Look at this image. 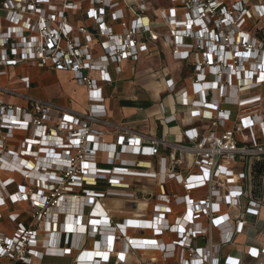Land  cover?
Listing matches in <instances>:
<instances>
[{
	"label": "built area",
	"instance_id": "2783aa9c",
	"mask_svg": "<svg viewBox=\"0 0 264 264\" xmlns=\"http://www.w3.org/2000/svg\"><path fill=\"white\" fill-rule=\"evenodd\" d=\"M165 1L0 0V81L18 66L66 72L84 86L87 105L76 111L34 97L28 77L21 89L0 83V264H42L49 252L108 264L117 241V264L129 251L159 254L141 264H221L220 249L258 215L247 162L264 157V26L255 29L264 0ZM78 11L91 26L72 25ZM154 17L165 33L153 29ZM158 38L192 69L189 91L176 93L180 105L209 127L176 143L119 126L106 142L109 69L136 62ZM165 85L174 92L172 80ZM126 179L156 181L149 218L108 216L145 205L125 191ZM131 229L150 236H126ZM251 254L264 257V248Z\"/></svg>",
	"mask_w": 264,
	"mask_h": 264
},
{
	"label": "crops",
	"instance_id": "0c3cea01",
	"mask_svg": "<svg viewBox=\"0 0 264 264\" xmlns=\"http://www.w3.org/2000/svg\"><path fill=\"white\" fill-rule=\"evenodd\" d=\"M123 5H125L124 1ZM79 6L84 7L85 5L80 3ZM166 6L165 3L163 7ZM71 23L72 25H83L86 27L92 25L91 21L86 19L81 11L72 14ZM152 27L159 34L166 32L165 26L157 17L153 18ZM113 30L116 32L120 31L117 25H113ZM166 57L169 63L166 62ZM155 59L157 61L153 63ZM31 70L37 73L44 72L50 74L53 72L68 75L71 82L83 93L84 105L73 107L74 101L70 98H68V101L65 100L64 103H56L68 106L76 111H85L87 109L84 86L76 83L71 75L66 72L18 66L10 68L8 70V77L2 79L0 83L7 87L21 89L22 85L19 83V79L21 77H28L31 83L28 90L29 94L40 98L35 93L38 87H34L38 81L36 78L30 76ZM109 73L113 80L112 84L110 86L105 85L102 90L103 105L106 111L105 122L109 126L100 127L107 131L104 137L106 142L112 140L111 131L113 127L119 126L156 137H164L167 141L176 143H185L187 141V136L194 133L192 131L186 134L185 132L188 130L196 129V131L202 132L209 127L207 122L191 118L189 108L180 105V98L176 93L181 90L189 91L192 69L186 63L174 60L171 56L170 47L163 43L161 38L150 43L148 45V52L142 54L136 62L124 61L121 63L118 72L115 70V67H110ZM169 79L174 84V92H170L165 85V81ZM228 109L234 111L233 107H229ZM167 118H171V121L166 122L165 119ZM229 126V123H227L219 126L216 130L221 132L223 129H228ZM22 136V134L16 133L15 137L8 141V147L16 149ZM247 167L250 198L257 201L260 204V208L257 216L246 217V226L242 233L235 235L232 243L220 249L219 257L221 264H260L264 260L263 256L255 259L251 254L252 250L260 251L264 248V157L249 159ZM126 181L130 185L132 184V187L130 190L125 191L135 193L138 197H144L145 205L128 204L123 210L109 209L107 210L108 216L122 215L128 220L133 218H149L153 205V200L149 199V196L154 193L156 181L145 179H126ZM9 190L11 192L15 191V187H10ZM235 215L236 212L232 211L231 217ZM4 228L9 232L12 229V225L5 224ZM126 236L144 238L150 235L148 232L131 229ZM215 241H217L216 238ZM85 248L86 250H90L89 245ZM120 251L121 244L117 241L114 246L112 260L108 264H117V260L114 257L115 253ZM124 257L126 264H141L150 260H158L159 254L154 252L129 251ZM42 264H73V257H60L57 253L49 252L44 257ZM94 264L98 263L95 262Z\"/></svg>",
	"mask_w": 264,
	"mask_h": 264
},
{
	"label": "rangeland",
	"instance_id": "374dc122",
	"mask_svg": "<svg viewBox=\"0 0 264 264\" xmlns=\"http://www.w3.org/2000/svg\"><path fill=\"white\" fill-rule=\"evenodd\" d=\"M150 4L152 8H161L167 4L165 0H143ZM264 26L262 22L257 23L255 29L258 27ZM157 60L155 59L153 63ZM166 62L169 63V60ZM30 76L36 78L37 85L34 87H38L36 90V95H38L41 99L51 100L53 102L64 103L65 100L68 101V98L74 101L73 107H81L84 105L83 101V93L73 84L68 75L65 74H58V73H44V72H35L30 71ZM40 83V85H38ZM38 98V97H37ZM100 185L102 188L105 189V184ZM138 202H145L144 198L139 197ZM128 206V204H126ZM13 207L7 206L6 211L11 210Z\"/></svg>",
	"mask_w": 264,
	"mask_h": 264
}]
</instances>
